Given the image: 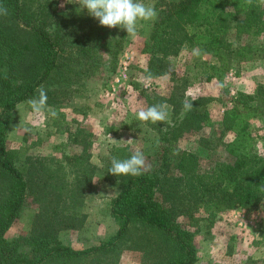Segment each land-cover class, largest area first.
<instances>
[{
    "label": "trees",
    "instance_id": "trees-1",
    "mask_svg": "<svg viewBox=\"0 0 264 264\" xmlns=\"http://www.w3.org/2000/svg\"><path fill=\"white\" fill-rule=\"evenodd\" d=\"M55 3L0 0V9H7V15L0 14V264H116L124 250L133 249L142 253L139 264H197L196 231L184 218L200 210L212 219L228 209L264 206V152L256 149L249 128L252 118H262L264 139V82L253 93L237 91L225 106L222 131L231 138L222 145L224 157L213 152L218 146L213 142L204 155L176 146L183 135L198 133L212 121L206 100L186 94L191 80H180L164 98L145 93L148 107L155 97L157 103L166 102L173 115L157 127L151 161L142 175L118 177L108 172L112 157L131 156L126 146L112 145L103 157L104 179L116 189L109 214L118 228L97 245L74 248L60 233L86 219L85 198L98 170L90 160L93 133L67 127L65 113L53 98L68 93L81 74L82 79L90 78L103 61L113 64L127 32L119 26L106 30L92 25L83 13L82 24L76 25L79 16L57 9ZM160 5L141 49L146 56L144 77L166 75L170 57L182 47L216 58L217 65L206 60L197 64L206 80L223 77L232 61L264 59V45L242 42L264 35V6L259 0H161ZM40 86L58 112L52 118L57 131L67 134L65 142L53 146L61 151L58 158L8 144L16 105L36 96ZM186 99L194 100L191 110L184 108ZM119 128L109 125L105 132ZM70 145L77 150L66 152ZM28 197L37 205L30 228L7 239L5 233Z\"/></svg>",
    "mask_w": 264,
    "mask_h": 264
},
{
    "label": "rangeland",
    "instance_id": "rangeland-1",
    "mask_svg": "<svg viewBox=\"0 0 264 264\" xmlns=\"http://www.w3.org/2000/svg\"><path fill=\"white\" fill-rule=\"evenodd\" d=\"M54 1L57 9L74 12L79 16L76 25L82 24L83 13L91 20L92 25L101 27L99 21L89 15L87 9L81 10L78 3H71L74 0ZM160 1L143 0L146 5L153 6L157 12L161 9ZM155 19L138 22L135 39L126 35L123 47L113 64L108 65L103 61L98 64L90 78L82 79L81 74L77 77L78 80L70 85L64 97L61 93H57L53 98L54 103L65 113L67 127L73 130L81 127L93 133L94 142L90 160L98 170L94 177L95 182L93 181L94 188L85 198L83 211L86 213V219L83 225L80 224L74 229H65L60 233L63 242L74 248L97 245L114 234L118 228L115 219L109 214V201L116 189L109 187L104 179L103 157L108 155L112 145L126 146L131 152L139 149L145 157V168H148L157 141V127L166 125L173 115L171 107L167 104L166 121L156 124L138 121L134 113L148 108V102L144 98L145 93L164 98L180 85V80H191L193 83L187 87L186 94L192 98L203 97L206 100L205 107L212 121L210 126L204 127L198 133L183 135L176 146L196 150L204 155L213 142L218 144L213 152L224 157L222 145L231 138V133L222 131L221 116L225 106L231 103V98L237 91H241L235 86L236 77L240 82L239 76L244 72L242 83L245 82L250 88L246 89L248 91H243L246 93H253L257 84L264 82V59L245 61L249 63L237 68L233 66L235 61H232L230 69L223 77L206 80L205 76L200 74L202 68L197 64L206 60L217 65L216 58L210 54L199 53L196 48L188 47H182L177 55L170 57V71L166 75L156 78L144 77L141 70L145 66L146 56L141 49ZM102 27L106 30L110 29V27ZM242 42L259 47L264 45V35L249 36L243 38ZM69 49L72 52L77 51L75 47ZM79 62L82 63V60ZM124 65L127 68L125 77L120 74ZM231 70H234V79L228 76ZM117 75L120 77L118 81L115 79ZM106 93H109L108 96ZM29 100L15 107L8 128V144L12 147L26 145L30 154L58 158L61 151L53 149V146L65 142L67 134L57 131V124L47 111L39 116L34 114L28 104ZM157 102L154 97L152 105ZM47 104L52 107L48 101ZM109 125L120 128L115 132L107 133L105 129ZM262 126V118L255 117L250 120L249 128L256 138V149L259 152H264ZM203 139L207 143L205 146H202ZM71 150L77 148L70 145L66 152ZM36 208V203L28 197L23 204L21 215L6 231L5 237L12 239L25 234L30 228ZM184 219L185 222H190L192 230L196 231L194 244L198 255L197 264H264L263 205L254 209H228L219 212L212 219H208L200 210L192 218ZM141 261L142 253L139 250H124L116 264H139Z\"/></svg>",
    "mask_w": 264,
    "mask_h": 264
},
{
    "label": "clouds",
    "instance_id": "clouds-1",
    "mask_svg": "<svg viewBox=\"0 0 264 264\" xmlns=\"http://www.w3.org/2000/svg\"><path fill=\"white\" fill-rule=\"evenodd\" d=\"M69 2V0H68ZM71 3H78L80 9H87L90 16L96 18L101 26L114 28L119 26L125 29L127 36L135 39L137 35L138 22L153 21L158 13L153 6L146 5L143 0H74ZM251 3V0H249ZM259 4L264 6V0H259ZM0 14L7 15V9H0ZM37 95L28 101L31 111L39 116L47 111L52 118L58 116L56 109L48 106L46 90L40 86L36 89ZM194 101V100H193ZM193 101H184V108L191 110ZM140 122H164L167 119V104L161 102L146 109H141L134 113ZM145 170V157L139 149L135 150L129 158L120 160L115 157L111 159V167L108 172L116 175H142ZM95 182V180L93 179Z\"/></svg>",
    "mask_w": 264,
    "mask_h": 264
},
{
    "label": "crops",
    "instance_id": "crops-1",
    "mask_svg": "<svg viewBox=\"0 0 264 264\" xmlns=\"http://www.w3.org/2000/svg\"><path fill=\"white\" fill-rule=\"evenodd\" d=\"M245 63H249V62H234L233 63V66L234 67H236L237 68V66H239V67H242ZM236 65V66H235ZM232 69V68H231ZM232 71V73H234V70H231ZM244 73V72H243ZM243 73H241V75L239 76V78H240V82L238 81V77H236V79L235 80H237L235 83V86H236V88L237 89H239V90H241V91H248V90H246L249 86L244 82V83H242V79H243V77H242V74ZM148 80V79H147ZM146 80V81H147ZM213 82V81H212ZM147 83V82H146ZM145 83V84H146ZM146 85H148V84H146ZM248 86V87H247ZM248 89H250V88H248ZM110 92V91H109ZM108 94L109 93H106V96H108ZM111 94V93H110Z\"/></svg>",
    "mask_w": 264,
    "mask_h": 264
},
{
    "label": "built area",
    "instance_id": "built-area-1",
    "mask_svg": "<svg viewBox=\"0 0 264 264\" xmlns=\"http://www.w3.org/2000/svg\"><path fill=\"white\" fill-rule=\"evenodd\" d=\"M127 68H126V65H124L123 66V69L121 70V72H120V74L123 76V77H125V70H126ZM119 75H117L116 76V81H118V80H120V77H118ZM228 76H229V78H231V79H234V76H233V73L232 72H229V74H228ZM118 77V78H117Z\"/></svg>",
    "mask_w": 264,
    "mask_h": 264
}]
</instances>
